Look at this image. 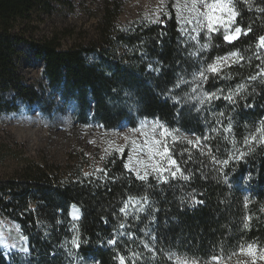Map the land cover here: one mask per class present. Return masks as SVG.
I'll use <instances>...</instances> for the list:
<instances>
[{"label":"trees","instance_id":"1","mask_svg":"<svg viewBox=\"0 0 264 264\" xmlns=\"http://www.w3.org/2000/svg\"><path fill=\"white\" fill-rule=\"evenodd\" d=\"M56 5L69 6L65 0H0V113L23 104L45 114L68 108L78 123L94 120L107 130L157 118L209 137L212 153L186 147L177 162L188 179L179 174L166 182L155 174L140 180L125 168L126 151L104 154L99 168L81 154L59 164L25 160L0 177V219L19 224L28 251L23 261H8L0 247V264H72L77 256L95 264H118L119 256L135 264H176L177 258L204 263L241 245H263L264 146L248 152L242 141L264 118V48L256 46L264 36V0H234L235 27L251 31L232 43L210 33L203 50L182 34L172 5L155 23L139 19L121 26L116 18L122 3L116 0L104 5L87 40L62 47L56 37L34 39L29 25ZM234 51L243 57L239 63L230 59L220 73H207V80L194 78ZM28 53L42 64L38 82L21 71ZM197 81L219 97L209 103V126L181 104ZM237 150L248 154L227 165L212 159L223 161ZM12 151L0 141V161ZM130 197L140 203L129 204L125 214L120 209Z\"/></svg>","mask_w":264,"mask_h":264},{"label":"rangeland","instance_id":"2","mask_svg":"<svg viewBox=\"0 0 264 264\" xmlns=\"http://www.w3.org/2000/svg\"><path fill=\"white\" fill-rule=\"evenodd\" d=\"M65 1L68 2V7L56 5L52 14L41 17V19L35 20L29 25V32L34 39L56 37L62 47H68L74 43L87 40L95 32L96 24L102 14L104 5L114 0ZM116 1L122 3L116 18V23L121 26L128 25L139 19L150 22L148 17L155 19L156 10L161 7L162 3L164 9L169 4L173 7L177 3V0ZM183 2L184 0H180V3ZM162 13H158L159 17H161ZM179 28L181 31L180 24ZM209 34L206 30H202L198 35L193 33V35H197L199 46L205 44L203 38H207ZM184 35L189 37L187 34ZM199 40H202V44L199 43ZM28 56L29 60L23 61L21 71L28 81L38 82L41 78L42 64L30 57V53H28ZM204 93L207 92L204 90L203 85L197 81L190 86L188 91L184 92L180 100H182L181 104L186 110L198 115L205 124L204 126H209L213 123L211 120H205L209 117L207 114L211 101L200 102ZM157 120L174 137L178 138L175 143H173L172 138H169L168 141L176 161L177 156L179 154L182 156L184 149L191 146L187 144L188 140L195 141L199 137L201 139V148L205 149L206 140L203 139L205 135L201 136V134L192 130H182L178 126H169L157 118H140L134 126L122 122L117 127L107 130L94 120L84 124L78 123L68 108L63 113L45 114L36 105L28 106L23 104L17 111L0 113V141L8 144L13 150L11 154H7L0 161V177L12 174L27 159L42 163L59 164L65 162L69 156L76 157L78 154L87 158L89 166L99 168L100 159L111 150L126 151V164L135 174L139 170L140 175H143L145 167H147L149 175H157V173L152 172V165L156 164L157 160L149 159L146 152H141L139 147L145 139L142 133H150L153 122ZM156 135L159 138L158 131ZM172 170L175 171L174 168ZM163 175L170 177L167 171ZM129 204L137 205L135 202ZM73 211L74 208H71V216H73ZM70 226L72 232H76L75 221H72ZM247 245L243 246L247 247ZM255 246L258 253L264 251V244ZM0 247L2 254L8 261L21 262L27 255V252L22 251L23 248L27 247L26 238L21 227L9 218L0 219ZM237 249L238 247L231 252L221 254L220 256L223 258L222 264H237L238 260L252 264V260L248 256H232L231 259H228V256ZM119 257L117 258L118 264H120ZM72 264H95V262L91 260L84 261L77 256L73 259ZM124 264H135L134 258L128 261L124 258ZM199 264L204 263L199 262ZM255 264H264V260L257 258Z\"/></svg>","mask_w":264,"mask_h":264},{"label":"snow or ice","instance_id":"3","mask_svg":"<svg viewBox=\"0 0 264 264\" xmlns=\"http://www.w3.org/2000/svg\"><path fill=\"white\" fill-rule=\"evenodd\" d=\"M173 8L176 12V19L178 24L181 25L182 34H187L191 40H197V35L202 31L206 30L207 33H220L222 38L227 43H232L233 41L239 39L241 34L247 35L251 29H242L239 26L233 27L236 24V17L238 16L237 11L235 10L234 0H184L183 3H180V0H177V3L173 5ZM163 3L161 7L156 10L155 19L152 17H148L150 22L155 23L160 19L159 14L163 12ZM187 13V14H186ZM165 15L167 13L165 12ZM194 25V26H193ZM196 33L197 35H193ZM257 48H264V36L257 37ZM208 44H203L200 46V50L208 48ZM192 55H195L193 53ZM231 59V63H239L240 59H243L240 56L239 51H234L226 54L223 57H216L213 63L207 65L206 68H202L198 73V78L200 80H207V73H211L212 75H216L221 72L223 67L226 66V62ZM230 66V65H227ZM251 79H255L252 77ZM180 83H183L181 81ZM242 87V86H241ZM239 91V89H237ZM213 99H219L216 93H204L203 98L201 99V103H204L205 100L211 101ZM225 99H232V96L225 97ZM259 127L256 128V133L245 137L242 141L244 147L248 149V152L252 151L253 145H261L264 146V118H262L259 122ZM146 127V126H145ZM157 131L159 132V138H157ZM226 133H231L232 125L229 124L227 127L223 129ZM145 139L141 145H139L141 152H146L151 160H157L156 164L152 165V172L157 173L158 177L161 180L167 181L168 177H165L163 173L167 171L172 178H175L177 174L183 176V172L180 169L179 163L173 157V150L169 145V138H172L173 143L177 141V137H174L171 132L158 120L153 122L152 128L149 132L142 133ZM259 136V139H257ZM204 140L209 139V137L205 136ZM233 145H235L236 141H232ZM187 144L201 150V153L204 154L203 148H201V139L197 137L195 141L188 140ZM207 148V153H212L211 145H204ZM248 152L237 150L236 153H232L229 155L228 159L223 161L216 160L215 156H212V159L216 161V163L227 165L229 160H239L243 159ZM158 158V159H157ZM166 165V166H165ZM129 166L125 164V168ZM175 169L173 171L172 169ZM97 171H103L101 169H97ZM137 176L140 180L147 179L149 172L147 167H145L144 174L140 175L139 170H137ZM85 176H88L89 173H84ZM184 179H188V177L183 176ZM144 202H147V197L142 198ZM135 202L140 203V200H134V198L130 197L129 201L125 202L123 208L120 209L121 212L127 214L126 209L128 208L129 203ZM73 219H77L78 216L76 212L78 210L73 206ZM141 211L143 210V205H141ZM123 227V225H121ZM245 228L248 227V224L245 223ZM109 244H115L116 241L109 240ZM72 244L75 247H79L77 240L74 238L72 240ZM147 247V245H145ZM22 251L27 252V248H23ZM151 251V249H150ZM134 256H137V253H133ZM232 256H248L252 260V264H255L257 258L264 260V251L257 252L256 246L253 244H248L247 247L243 245L239 246L238 249L231 253L228 256V259H231ZM171 258V257H170ZM222 257L220 255H212L209 257L208 261H205L204 264H222ZM120 264H124V257H119ZM176 264H199V262L195 259L188 260L187 258H177ZM237 264H247V262L237 261Z\"/></svg>","mask_w":264,"mask_h":264}]
</instances>
